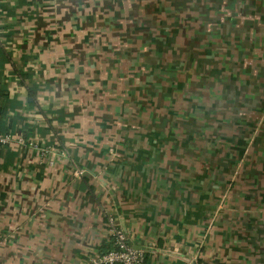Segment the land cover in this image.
<instances>
[{"label": "crops", "instance_id": "crops-1", "mask_svg": "<svg viewBox=\"0 0 264 264\" xmlns=\"http://www.w3.org/2000/svg\"><path fill=\"white\" fill-rule=\"evenodd\" d=\"M203 3L0 0V264H84L108 214L147 264H264V71L221 117L153 56Z\"/></svg>", "mask_w": 264, "mask_h": 264}, {"label": "rangeland", "instance_id": "rangeland-1", "mask_svg": "<svg viewBox=\"0 0 264 264\" xmlns=\"http://www.w3.org/2000/svg\"><path fill=\"white\" fill-rule=\"evenodd\" d=\"M203 6L199 16L190 12L186 14V20L184 14L172 18L171 22V18L167 22L158 20L155 31L168 27L174 33L170 47L165 48L172 59L171 62H161L162 41L157 42L159 50L152 55L164 71L175 76L168 80L174 86L170 89L172 101L181 104L202 101L209 102V105L215 102L219 115L223 117L227 115L224 103L236 106L244 98L243 89L233 85L231 76H240L246 68L249 69L248 75L257 69L260 70L258 73L264 71V0H204ZM155 9L163 10L157 4ZM183 35L187 41L181 44L179 39ZM152 47L155 46L146 45L147 50ZM147 62L143 60L140 67H146ZM256 78L250 79L254 89L260 84L259 76Z\"/></svg>", "mask_w": 264, "mask_h": 264}, {"label": "built area", "instance_id": "built-area-1", "mask_svg": "<svg viewBox=\"0 0 264 264\" xmlns=\"http://www.w3.org/2000/svg\"><path fill=\"white\" fill-rule=\"evenodd\" d=\"M10 140V134L0 132V144L10 143ZM106 224L111 235L112 247L92 253L84 264H147L144 252L131 245L128 234L120 227L113 215H107Z\"/></svg>", "mask_w": 264, "mask_h": 264}, {"label": "trees", "instance_id": "trees-1", "mask_svg": "<svg viewBox=\"0 0 264 264\" xmlns=\"http://www.w3.org/2000/svg\"><path fill=\"white\" fill-rule=\"evenodd\" d=\"M7 95V91L3 87H0V117L4 116L6 112Z\"/></svg>", "mask_w": 264, "mask_h": 264}]
</instances>
